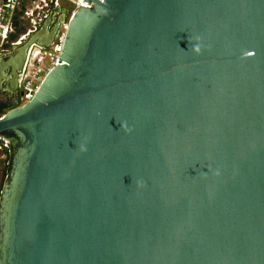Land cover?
<instances>
[{
  "label": "water",
  "instance_id": "95a60500",
  "mask_svg": "<svg viewBox=\"0 0 264 264\" xmlns=\"http://www.w3.org/2000/svg\"><path fill=\"white\" fill-rule=\"evenodd\" d=\"M85 2L0 108V264H264V0Z\"/></svg>",
  "mask_w": 264,
  "mask_h": 264
},
{
  "label": "built area",
  "instance_id": "2783aa9c",
  "mask_svg": "<svg viewBox=\"0 0 264 264\" xmlns=\"http://www.w3.org/2000/svg\"><path fill=\"white\" fill-rule=\"evenodd\" d=\"M61 1L67 2L72 8L62 6ZM81 7L88 8L85 0H0V57L8 52L12 45L18 46L31 36L29 33L41 26L51 12L61 10L66 12L50 45L41 46L33 43L27 48L18 79L20 97L16 106L30 102L46 75L59 64L69 21L74 12ZM25 22L28 25V32L21 35L26 30L21 31Z\"/></svg>",
  "mask_w": 264,
  "mask_h": 264
},
{
  "label": "flooded vegetation",
  "instance_id": "af4514ba",
  "mask_svg": "<svg viewBox=\"0 0 264 264\" xmlns=\"http://www.w3.org/2000/svg\"><path fill=\"white\" fill-rule=\"evenodd\" d=\"M65 10L51 12L49 18L45 20L41 26L32 30L29 34H36L40 31H44V41L52 42L57 34L58 28L64 19ZM27 29L21 35L26 34ZM20 35V36H21ZM16 48V44L12 45L10 50L0 57V61L12 54ZM20 72L16 69L10 71L0 70V108L4 106H16L19 103V86L18 79Z\"/></svg>",
  "mask_w": 264,
  "mask_h": 264
},
{
  "label": "rangeland",
  "instance_id": "374dc122",
  "mask_svg": "<svg viewBox=\"0 0 264 264\" xmlns=\"http://www.w3.org/2000/svg\"><path fill=\"white\" fill-rule=\"evenodd\" d=\"M61 5L66 7L67 9L72 8V6H70L65 1H61ZM27 28H28V25L25 22V25L23 27H21V31H24L23 29H27ZM19 31H17V32H19ZM7 160H8V151L6 148H4L0 145V190H1V187H2L3 182L5 180V176H6Z\"/></svg>",
  "mask_w": 264,
  "mask_h": 264
},
{
  "label": "clouds",
  "instance_id": "9594fccd",
  "mask_svg": "<svg viewBox=\"0 0 264 264\" xmlns=\"http://www.w3.org/2000/svg\"><path fill=\"white\" fill-rule=\"evenodd\" d=\"M196 51H199V48H197Z\"/></svg>",
  "mask_w": 264,
  "mask_h": 264
}]
</instances>
